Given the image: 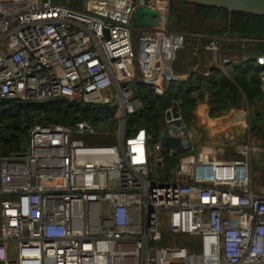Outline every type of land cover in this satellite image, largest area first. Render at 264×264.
Returning a JSON list of instances; mask_svg holds the SVG:
<instances>
[{"label":"built area","instance_id":"obj_1","mask_svg":"<svg viewBox=\"0 0 264 264\" xmlns=\"http://www.w3.org/2000/svg\"><path fill=\"white\" fill-rule=\"evenodd\" d=\"M81 1L0 0V100L79 107L73 125L32 124L19 150L0 152V264H264V191L253 178L263 148L196 152L180 101L161 139L181 138L184 150H155L145 127L128 126L144 109L139 88L166 95L187 36L199 34L133 23L136 8L169 10L171 0ZM208 37L217 55L229 41H264ZM254 62L264 94V51ZM232 63L217 57L225 73ZM115 124L117 143L88 140Z\"/></svg>","mask_w":264,"mask_h":264},{"label":"trees","instance_id":"obj_2","mask_svg":"<svg viewBox=\"0 0 264 264\" xmlns=\"http://www.w3.org/2000/svg\"><path fill=\"white\" fill-rule=\"evenodd\" d=\"M71 7L80 8L82 6L81 0H76L67 3ZM187 8H184L186 7ZM171 13L175 15L177 20L190 21L192 26L198 25L199 27H190L191 29H186L180 27L178 29H184L186 31L197 32L198 30H203V26L206 25L204 21L206 18L202 17L203 13L209 15L208 20L212 19V13L218 12L224 14L229 18L228 11L225 9H219L216 7L206 6L202 4L189 3L182 0H171ZM214 23H212L208 28H211L209 32L216 34H222L227 28L224 29H215ZM206 27V26H205ZM231 35L238 34L243 37H260L264 38V16L248 14L244 12H234L231 21ZM215 29V30H213ZM190 36H187V38ZM192 39V38H191ZM198 40L194 37L192 44H198ZM191 44V45H192ZM227 44V46H226ZM223 46V50L227 53L236 54L239 53V45L236 43H226ZM193 47L190 46L189 52L194 51ZM258 51H263L264 44H256ZM250 51V47L247 48ZM229 53V54H230ZM259 75V72H251L250 74L239 73L234 74L232 78L224 75L218 69H214L211 80L206 82V84H212L218 89L214 88V93H212L213 101L210 102L214 104H223L230 103V106L238 107L241 94L239 93L242 90L247 96L250 102H254L256 99L261 98L264 102V97H262L259 88H256V80ZM250 84H254L255 89H251ZM213 86V87H214ZM258 86V84H257ZM180 88V87H179ZM225 94H228L225 96ZM138 95L142 98L144 103V109L142 112L133 116L129 122L128 126L133 129L145 127L148 132L151 134H160L163 129V118L164 114L172 104L176 103L178 100L181 102V108L184 115L186 111L191 113L200 101L204 99V90L201 88H194L188 91L186 90H176L174 89V84L168 94L160 96L156 93L149 91L145 87L139 88ZM223 98L227 102H223ZM6 106L7 110L2 115V121L0 122V152L2 153H11L13 151L19 150L21 145L27 141L29 136V128L32 124L43 123V124H55L61 123L66 125H73L79 118L77 117V112L79 107L73 104H70L66 101H48L39 104L27 105L23 102L12 100L10 104H3ZM224 105V104H223ZM219 107L223 109L224 106ZM228 105V106H229ZM218 106V105H217ZM217 109L219 112L212 114L213 116L222 114L223 111ZM214 111L213 107L211 112ZM255 118L253 120L254 135L258 134L257 129L263 130V125H260L259 122L262 120L260 112L254 114ZM187 117V116H185ZM192 118V117H191ZM193 119V118H192ZM111 124H104L100 128L106 130ZM112 134L109 136H102L98 134L96 138L99 141L98 143H117L116 133H117V124L110 127ZM92 136H88V140H91ZM264 138V137H263ZM154 142L156 140L154 139ZM177 160L175 157L171 158L168 162L167 169L173 168L176 165ZM186 245L192 246L190 243Z\"/></svg>","mask_w":264,"mask_h":264},{"label":"crops","instance_id":"obj_3","mask_svg":"<svg viewBox=\"0 0 264 264\" xmlns=\"http://www.w3.org/2000/svg\"><path fill=\"white\" fill-rule=\"evenodd\" d=\"M229 16V15H228ZM222 25L219 23H214L215 29H224L227 28L226 31L223 33H229L231 34V28L229 23V18L227 17V23L223 28H221ZM203 30H198L197 32H191L193 34H199L196 35H190V37L187 38L186 46L179 51L178 58L176 62L173 64L172 68V76H174V79L169 83L168 87L166 86V94L169 93L170 88H172L173 84H175L176 80H179L182 83V87L178 88L180 90H190L194 88H201L204 90V99L199 102V104L196 106V108L189 113V111H186V114L184 115L183 110V117L186 125L191 128V130L194 131L196 134V152L199 150L204 151L206 153H209L211 155H216L223 158H228V154L230 151H233V144L235 142H241V141H247L251 140L253 143L259 145L253 138V134H250L248 132V129L250 128L251 120L255 113L259 112L258 110L254 111V108L258 106L257 103H260L264 107V102L261 100V98L256 99L254 102H250L248 100V96L240 90L239 93L241 94L239 106L234 107L230 106V103H223V104H214L212 105L213 98L212 93H214V88L218 89V87H215L212 84H206V82H209V80L212 79L210 77L214 71V69H218L220 72H222L224 75L232 78L234 74L239 73V75H242L243 73H251V72H259L260 69L254 62V59L256 56L261 54L264 51H258L256 44H264V41H243V40H233L226 43H236V45H239L240 52L236 54H230L227 53L225 50H223V46L226 44L224 43L222 45V50L220 54H216L214 51L207 49L206 46L209 44L210 39L208 35L216 34L215 32L211 33L209 32L211 28L202 27ZM213 29V30H215ZM212 31V30H211ZM234 36H240L234 34ZM196 38L199 42L198 44H192L193 38ZM243 37V36H240ZM192 38V39H191ZM257 39H264L260 37H255ZM192 44V45H191ZM194 47V51L187 52V48L189 46ZM227 46V44H226ZM250 47V51L247 49ZM230 57L233 59V63L227 66V72H223L218 66H217V57ZM240 60L245 61L247 63L246 67L241 66ZM254 63L253 64H250ZM229 66H234L231 70H229ZM201 71L205 74H210L209 77L206 78H198L197 72ZM258 80H256V88H259V91L261 92L262 97H264V94L261 91L260 87V78L259 75L257 77ZM258 84V86H257ZM249 86L251 89H255L254 84H250ZM214 86V87H213ZM176 92V90H175ZM228 94H225L227 96ZM223 102H227L223 98ZM179 101V100H178ZM177 101V102H178ZM182 102V101H180ZM224 106L223 109H220L219 107ZM229 105V106H228ZM246 105V107H244ZM170 107V106H169ZM213 107L214 111L211 112V108ZM220 109L223 111L222 114L213 116L212 114H215L219 112L217 109ZM245 108V110H244ZM245 112L244 117L241 118L239 116L240 111ZM243 112V113H244ZM187 116V117H185ZM193 119H192V118ZM164 127L165 128V114L163 118ZM252 128V127H251ZM250 128V130H251ZM249 130V131H250ZM163 131V129H162ZM160 134H152V144L151 147L156 150L157 146H165L164 140L161 139V133ZM119 136L117 134L116 141L118 140ZM154 139L156 142H154ZM118 142V141H117ZM204 144H203V143ZM202 144V145H201ZM263 148V154H264V146L259 145ZM235 153V152H234ZM237 156V155H236ZM233 158V157H231Z\"/></svg>","mask_w":264,"mask_h":264},{"label":"water","instance_id":"obj_4","mask_svg":"<svg viewBox=\"0 0 264 264\" xmlns=\"http://www.w3.org/2000/svg\"><path fill=\"white\" fill-rule=\"evenodd\" d=\"M189 3L202 4L206 6L216 7L219 9H225L229 14V23L231 25L232 16L234 12H244L248 14L264 16V0H182ZM133 23L142 26H154V27H174L176 17L169 10L162 8L140 6L135 9L132 16ZM210 74H205L201 71L197 72L198 78H208ZM3 104H10V101L0 100V122L2 121V115L7 110ZM174 115L178 113L174 109ZM169 117L170 114L167 113ZM180 121H176L175 125L179 126ZM177 129L172 127V132H176ZM164 144L167 147H172L178 150H184L189 146V143L181 138L167 136L164 139Z\"/></svg>","mask_w":264,"mask_h":264},{"label":"rangeland","instance_id":"obj_5","mask_svg":"<svg viewBox=\"0 0 264 264\" xmlns=\"http://www.w3.org/2000/svg\"><path fill=\"white\" fill-rule=\"evenodd\" d=\"M69 2H72V1H76V0H68ZM184 8H187V5H186V7H184ZM170 12H171V10H170ZM178 21V20H177ZM181 22H182V24L184 25V27L183 28H186V29H191L190 27H194V26H192L191 25V23H190V21H185V20H181ZM206 24L207 25H205L206 27H209L210 26V24H212L211 23V20H209V21H206ZM189 25H191V26H189ZM181 26H178V27H176L177 29L178 28H180ZM214 27V26H213ZM174 28V27H173ZM175 28V29H176ZM178 30H184V29H178ZM186 31V30H185ZM189 49H191L190 48V46L187 48V52L189 51ZM239 63H241V66H243V67H246L247 66V63L245 62V61H241L240 60V62ZM250 64H253L254 65V63H251L250 62ZM232 68H234V66H229V70H231ZM183 85H182V83L179 81V80H176V82H175V84H174V89L175 90H178V88L179 87H182ZM258 104V106L256 107V108H254V111H256V110H258L260 113H261V116H262V120H260V122H259V124L260 125H263V127H264V107H262L263 105H261L260 103H257ZM244 107H246V105L244 106ZM244 110H245V108H244ZM244 111H243V109H242V111H240L239 112V116L243 119V118H245L244 117V115H245V112L243 113ZM253 120H254V117L252 118V120H251V124H250V128H251V130H250V128L248 129V132L250 133V134H253V138L255 137L256 139H254V141H256L259 145H262V146H264V129L263 130H261V129H257V131H258V134H260V135H254V131H253V127H254V123L255 122H253ZM250 130V131H249ZM196 138H198V137H196ZM92 141L94 142V143H98L99 141L97 140L98 138H96V136H92ZM195 142H196V139H195ZM197 143V142H196ZM203 143V142H202ZM204 144V143H203ZM202 145V144H201ZM261 147V146H260ZM262 148V147H261ZM229 156H228V158H231V157H237L236 155V153H234V151H230L229 152V154H228ZM253 178H254V184H255V187L259 190V191H264V154L263 153H261V155L260 156H258L257 157V159L256 160H254L253 161ZM179 238H181V239H183L184 241H187V239L186 238H184V237H182V236H180Z\"/></svg>","mask_w":264,"mask_h":264},{"label":"flooded vegetation","instance_id":"obj_6","mask_svg":"<svg viewBox=\"0 0 264 264\" xmlns=\"http://www.w3.org/2000/svg\"><path fill=\"white\" fill-rule=\"evenodd\" d=\"M201 16L204 17V18H206L204 20L205 22L206 21H209L208 20L209 15H207V13H203ZM211 23H215V24L219 23L220 25H222L221 28H223L225 26V24L227 23V17L224 14H222V13L213 12L212 13ZM178 26L184 27V25L182 24V22H181L180 19L178 21L176 19V22L174 23V28H176ZM189 26H191V25H189ZM194 27H199V26L198 25H195Z\"/></svg>","mask_w":264,"mask_h":264}]
</instances>
